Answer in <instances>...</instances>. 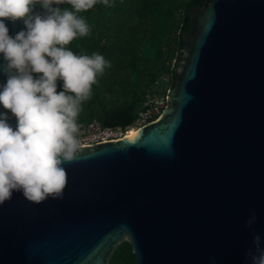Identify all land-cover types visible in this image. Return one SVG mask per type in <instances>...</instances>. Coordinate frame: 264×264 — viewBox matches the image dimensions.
Returning <instances> with one entry per match:
<instances>
[{"label":"water","instance_id":"95a60500","mask_svg":"<svg viewBox=\"0 0 264 264\" xmlns=\"http://www.w3.org/2000/svg\"><path fill=\"white\" fill-rule=\"evenodd\" d=\"M188 17L158 116L80 146L62 165L63 200L14 190L0 205V264H108L121 241L134 264H251L255 235L264 247V0H203ZM4 22L13 38L26 30Z\"/></svg>","mask_w":264,"mask_h":264},{"label":"clouds","instance_id":"9594fccd","mask_svg":"<svg viewBox=\"0 0 264 264\" xmlns=\"http://www.w3.org/2000/svg\"><path fill=\"white\" fill-rule=\"evenodd\" d=\"M70 4L74 11L53 5ZM109 0H0V66L7 77L0 89V205L12 199L13 191L34 204L49 197L64 199L68 178L64 163L75 160L80 149L77 122L81 105L92 94V85L110 63L100 54L76 55L65 47L90 32L78 14ZM44 10L34 12L35 6ZM5 20H22L26 30L15 38ZM58 81L63 90L57 91ZM253 211L246 221L252 228ZM245 255L251 264H264L261 237ZM211 264H215L212 259Z\"/></svg>","mask_w":264,"mask_h":264},{"label":"trees","instance_id":"16d2710c","mask_svg":"<svg viewBox=\"0 0 264 264\" xmlns=\"http://www.w3.org/2000/svg\"><path fill=\"white\" fill-rule=\"evenodd\" d=\"M203 0H109L78 15L90 28L65 47L76 55L100 54L110 63L92 85L91 97L81 105L77 122L95 118L102 126H129L143 94L155 80L175 79L177 51L183 46L180 34L188 30V10ZM74 11L70 4L53 5ZM63 90L58 81L57 91ZM108 264H134L127 242L112 251Z\"/></svg>","mask_w":264,"mask_h":264},{"label":"built area","instance_id":"2783aa9c","mask_svg":"<svg viewBox=\"0 0 264 264\" xmlns=\"http://www.w3.org/2000/svg\"><path fill=\"white\" fill-rule=\"evenodd\" d=\"M166 76L155 80L153 87L146 90L136 111L132 123L127 127L102 126L95 118L86 122H78L80 130L78 139L80 146L97 143L105 140L118 139L125 135L128 128H137L144 123L155 119L166 104V93L169 90Z\"/></svg>","mask_w":264,"mask_h":264},{"label":"bare ground","instance_id":"6f19581e","mask_svg":"<svg viewBox=\"0 0 264 264\" xmlns=\"http://www.w3.org/2000/svg\"><path fill=\"white\" fill-rule=\"evenodd\" d=\"M135 129H137V128H128V129L126 130L124 136H125L126 138H128V137L131 135V133H132Z\"/></svg>","mask_w":264,"mask_h":264},{"label":"rangeland","instance_id":"374dc122","mask_svg":"<svg viewBox=\"0 0 264 264\" xmlns=\"http://www.w3.org/2000/svg\"><path fill=\"white\" fill-rule=\"evenodd\" d=\"M161 77H163V76H161ZM159 79V78H158Z\"/></svg>","mask_w":264,"mask_h":264},{"label":"snow or ice","instance_id":"6c2138e0","mask_svg":"<svg viewBox=\"0 0 264 264\" xmlns=\"http://www.w3.org/2000/svg\"><path fill=\"white\" fill-rule=\"evenodd\" d=\"M134 135V134H133Z\"/></svg>","mask_w":264,"mask_h":264}]
</instances>
